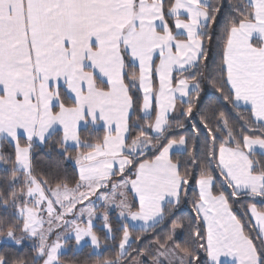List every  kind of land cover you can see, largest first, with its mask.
Segmentation results:
<instances>
[{"label":"snow or ice","instance_id":"obj_1","mask_svg":"<svg viewBox=\"0 0 264 264\" xmlns=\"http://www.w3.org/2000/svg\"><path fill=\"white\" fill-rule=\"evenodd\" d=\"M205 84L242 123L222 105L190 147L170 117H193ZM49 144L73 180L36 170ZM0 165V248L32 242L0 264L100 249L94 219L115 240L112 207L117 250L95 264H264V210L246 206V230L230 202L264 199V0H0ZM193 182L194 215L177 216Z\"/></svg>","mask_w":264,"mask_h":264},{"label":"trees","instance_id":"obj_2","mask_svg":"<svg viewBox=\"0 0 264 264\" xmlns=\"http://www.w3.org/2000/svg\"><path fill=\"white\" fill-rule=\"evenodd\" d=\"M213 3L216 2V0H212ZM225 5L227 4V0H224ZM213 48L215 46L213 45ZM212 61L209 60V64L211 65ZM205 91L201 95V99L198 104L193 109V117L186 118L183 115H181L177 119L173 120H183L185 127L184 128H173L170 135L179 137L181 135H184L189 138V146L193 143L197 144V148L200 146V141H197L193 137L192 133V123L195 122L199 124L200 116H208L211 117L212 113L219 109L223 102L218 99L219 94L216 93L211 87H208L207 84L204 85ZM224 110L226 111L229 119L231 122H239V114L235 109H232L231 106L223 105ZM212 126L215 127V119L212 120ZM200 131L206 135V131L203 129V126H200ZM247 132L248 130L245 129ZM248 134H256L259 135V132H248ZM102 135V133H100ZM6 153L10 152L11 149L8 147H5L3 149ZM197 155H200L199 152H197ZM259 158V157H257ZM34 164L36 167V170L38 172H43L45 174H48L50 177L52 176H67L68 179L71 181L75 178L77 175V169L74 164L69 162V160H65L60 152V149L55 144H49L47 147L40 146L37 147L34 150ZM0 168H3V165H0ZM3 173L0 172V176H2ZM195 187L194 182L192 185H190L188 190V196L184 199L179 209L176 211L177 216H192L194 215L192 208H191V197H192V189ZM225 192H230V189L225 188ZM230 202L233 205V211L234 214L241 219L243 224L245 225L246 230H251L253 223L249 217V213L246 214V206L251 203H256L257 207L259 209L264 210V199H255L253 200L250 197H243V198H233L230 197ZM109 219L114 229V235L116 237L115 240L111 239L110 237L105 240L106 235V229L102 227L101 225L96 224L94 226V231L97 232V234L101 237V246L102 248L98 250L97 252L92 251L91 245H86L80 248L79 250L73 251V248H68L67 251L64 252L62 256V260L65 262V264H95V261L97 259H102L105 257H112L115 254L116 245L119 242L120 238V224L123 222L121 219L116 217L115 212H109ZM95 222L103 223L102 218H98L96 216ZM170 226V220L167 221L165 224L161 225L159 228L156 229L155 233L147 234L145 237L141 240L140 246H143L148 241H151L153 239V236L155 234L164 232L167 230V228ZM139 234L138 229L137 231L133 232V238ZM255 233H253L254 235ZM179 240L183 241L185 239V233L181 232L180 236L178 238ZM136 245H134L135 247ZM0 251H6L9 252L12 255H20V256H30L31 255V245L24 244L22 248H8L3 247L0 248Z\"/></svg>","mask_w":264,"mask_h":264},{"label":"rangeland","instance_id":"obj_3","mask_svg":"<svg viewBox=\"0 0 264 264\" xmlns=\"http://www.w3.org/2000/svg\"><path fill=\"white\" fill-rule=\"evenodd\" d=\"M178 113L176 112V113H173V117H177L178 115H177ZM103 191V190H102ZM91 199H92V201H94L97 205H99L100 206V210L102 211L103 210V202L102 201H99V200H97V197H95V196H93V197H91ZM88 202L87 201H85V204H87ZM114 210H116L114 207H112V208H110L109 209V212L111 211H114ZM116 217H118L119 218V216H118V211L116 210ZM96 216H98V218H102L101 217V215H100V212L98 211L97 212V215ZM84 219V221H86L87 220V216L85 215V217L83 218ZM120 219V218H119ZM96 224H98V225H101L102 227H103V223H98V222H95V219H94V226L96 225ZM180 233L181 232H178V234H177V239L179 238V236H180ZM25 244H29V245H32V242L31 241H26L25 242ZM72 244H74V241L72 242ZM88 245H90V243L88 244ZM101 246H103V245H101ZM72 246L70 245L69 246V248H71ZM91 248H92V246H91ZM102 248V247H101ZM100 248V249H101ZM100 249H98V250H100ZM68 250V248L67 249H65L64 250V252L65 251H67ZM98 250H94L93 248H92V251H94V252H97Z\"/></svg>","mask_w":264,"mask_h":264},{"label":"crops","instance_id":"obj_4","mask_svg":"<svg viewBox=\"0 0 264 264\" xmlns=\"http://www.w3.org/2000/svg\"><path fill=\"white\" fill-rule=\"evenodd\" d=\"M177 117H173L172 115L173 114H171V119H177V118H179L182 114H181V110L179 109V107H178V110H177ZM69 162H71L72 164H74V161H71V160H69ZM75 165V164H74ZM76 167V166H75ZM77 169V168H76ZM198 191V190H197ZM256 199H260V200H263V199H261V198H256ZM113 212H115L116 213V210H114ZM249 213V217H250V219H251V221H252V223L254 224L255 223V221H254V219H252L251 218V213L250 212H248ZM134 224H135V222H133ZM229 260L231 259V258H228Z\"/></svg>","mask_w":264,"mask_h":264}]
</instances>
